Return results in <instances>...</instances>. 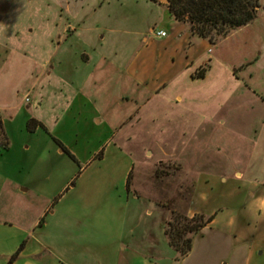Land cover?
<instances>
[{"label":"rangeland","instance_id":"obj_1","mask_svg":"<svg viewBox=\"0 0 264 264\" xmlns=\"http://www.w3.org/2000/svg\"><path fill=\"white\" fill-rule=\"evenodd\" d=\"M167 4L164 0H0V112L2 119L14 117L8 123L9 148L0 149V175L18 176L28 162L43 163L48 146L58 144L55 137L76 157L65 156L74 165L73 182L89 179L101 166V180L113 186L105 209L117 211L127 193L118 187L120 170L115 165L134 156L128 242L151 253V246L159 245L163 264L169 257L182 260L187 255L170 244L178 225L194 246L186 264H233L237 255L222 257V250L205 245L222 244L213 231L204 232L210 222L192 232L189 219L195 214L215 217L206 211L197 191L202 173L228 178L213 187L211 193L219 196L233 187L231 174L241 176L236 175V166L250 167L245 181L264 179V0L248 25L215 44L195 37L192 45L184 41L185 31H176ZM150 27L176 34L169 47ZM145 36L153 38L148 48ZM194 48L209 60L204 79L190 77L193 67L179 69L180 60ZM166 49L176 54V68L170 73H179L166 89L151 96L125 70L138 52L159 56ZM165 77L153 69L150 82ZM30 118L40 120L48 131L39 127L40 132L33 134L27 128ZM29 143L32 148L24 157L23 146ZM184 239L178 242L179 249Z\"/></svg>","mask_w":264,"mask_h":264},{"label":"crops","instance_id":"obj_2","mask_svg":"<svg viewBox=\"0 0 264 264\" xmlns=\"http://www.w3.org/2000/svg\"><path fill=\"white\" fill-rule=\"evenodd\" d=\"M166 9L171 14L168 7ZM173 23L176 31H185L184 41H190L191 44L195 37L202 38L187 31V23L175 18ZM160 30H164L166 35H159ZM150 31L155 37L165 38L166 47H169L176 35L163 27L157 31L150 27ZM152 39L144 37L146 48L152 43ZM149 52H138L128 64L125 73L137 87L154 96L166 89L169 81L173 82L179 72L170 73L176 68L175 53L167 49L160 52L159 56ZM188 53L185 59L180 60L179 69L189 70L193 67V71L189 72L190 77L204 79L207 70L203 78L196 77L195 70L207 68L209 60L202 59L195 48ZM152 68L157 75L166 77L152 84ZM130 96L123 94V98L127 100L131 99ZM176 99L181 100V94H177ZM76 101L77 97L72 106ZM96 114L101 115L98 111ZM13 118L3 117L8 135L12 134L11 125L8 126V123ZM94 119L95 117L92 121ZM97 122L101 123V120ZM106 127L112 130L110 125L106 124ZM122 128L120 124L118 130ZM40 130L37 128L33 134ZM117 132H114L115 135ZM120 145L125 147L122 143ZM48 147L49 156L43 163H39L41 153L37 147L34 151L37 150V159H40L38 163L35 160L33 163L27 161L28 167L23 168L24 172L19 171L18 176L0 175V264H8L10 257L22 243V251L11 264H163L160 259L163 251L159 245L151 246L154 248L153 253L144 252L132 246L127 239V233L131 232V217L129 208L127 209L130 197L127 182L129 175H134L135 171L133 154L131 153L133 159L127 163L115 165V169L120 170L118 187L127 194L120 199L117 211H112L105 207L110 201L108 197L113 196V186L110 184L107 187L101 180V166L89 179L73 182L76 174L73 163L66 161L67 153L58 144ZM31 148V143L23 146L24 157L29 156ZM234 171L241 176L233 178L231 174L229 179H232L233 187L223 190L220 196L212 194L211 191L214 186L220 187L223 182L226 183L228 178L222 173L210 174L209 171L201 174L197 191L203 202H206V211L215 214L204 232L213 231L222 243L219 246L214 242L205 245L210 250H222V257L237 255L231 260L233 264L237 261L241 264H264V179L251 178L252 181H245L251 171L250 167L247 169L236 166ZM133 182L134 177L131 189ZM107 190L109 194H106ZM62 191L63 194H59ZM138 197V194L135 195V198ZM148 215L152 216L153 213ZM191 254L192 252L182 260L169 257L168 264H186Z\"/></svg>","mask_w":264,"mask_h":264},{"label":"trees","instance_id":"obj_3","mask_svg":"<svg viewBox=\"0 0 264 264\" xmlns=\"http://www.w3.org/2000/svg\"><path fill=\"white\" fill-rule=\"evenodd\" d=\"M150 1L161 3V0ZM262 2L263 0H168L167 6L175 19L188 22L194 34L206 38L215 44L219 38L225 37L230 32L251 23L257 17L258 11L263 7ZM206 70L207 68H201L196 77L203 78ZM39 127L48 131L47 127L40 120L36 118L28 120L27 128L29 131L34 132ZM53 138L71 158L76 160L75 155L59 139ZM9 145L10 139L5 130L0 112V149H7ZM102 156L103 151L97 154V157L100 159ZM131 182L132 173L129 175L127 182L129 192L132 191ZM212 220L213 216L204 218L201 214H195L189 219L192 223L189 231H198ZM174 231L171 232L173 239L170 244L175 245V248L181 251L182 256L188 255L192 249V239H184L182 229L178 225L175 226ZM183 239V245L179 249L180 245L178 242ZM23 247L24 243L10 257L8 264H11L19 256Z\"/></svg>","mask_w":264,"mask_h":264},{"label":"built area","instance_id":"obj_4","mask_svg":"<svg viewBox=\"0 0 264 264\" xmlns=\"http://www.w3.org/2000/svg\"><path fill=\"white\" fill-rule=\"evenodd\" d=\"M158 34H159V35H162V36H165V35H166V32H165L164 30H160V31L158 32Z\"/></svg>","mask_w":264,"mask_h":264},{"label":"water","instance_id":"obj_5","mask_svg":"<svg viewBox=\"0 0 264 264\" xmlns=\"http://www.w3.org/2000/svg\"><path fill=\"white\" fill-rule=\"evenodd\" d=\"M165 2H168V0H164Z\"/></svg>","mask_w":264,"mask_h":264}]
</instances>
